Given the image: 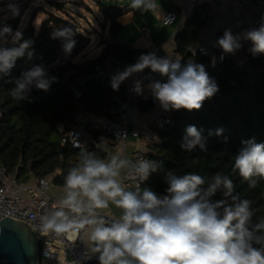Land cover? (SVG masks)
Masks as SVG:
<instances>
[{
	"label": "clouds",
	"instance_id": "1",
	"mask_svg": "<svg viewBox=\"0 0 264 264\" xmlns=\"http://www.w3.org/2000/svg\"><path fill=\"white\" fill-rule=\"evenodd\" d=\"M130 7L154 12L158 5L156 0H131ZM7 10L11 18L20 14L16 3H9ZM74 35L71 27H63L54 30L51 38L61 39L65 54H71L76 45ZM243 41L251 42L249 51L253 56L264 54V18L259 27L241 34L234 35L226 29L216 45L224 54L235 55ZM7 43L13 46H0V77L10 76L18 59L33 55L34 41L24 39L21 31L13 32L5 23L0 26V45ZM201 52L207 54L205 49ZM215 62L212 57L213 66ZM145 69L167 77V82L153 81L148 85L165 111L199 110L219 90L203 64L190 61L182 66L180 59L158 57L155 53L141 54L136 63L114 75L112 89L118 91L124 80ZM55 81L45 66H33L8 81L15 85L10 95L23 101L33 88L48 91ZM132 90L141 94L142 82L136 81ZM203 131L187 126L180 147L188 152L197 147L207 151ZM222 133L223 129L209 130L208 136ZM241 144L232 171L255 188V178L264 179V143L249 139ZM77 146L81 148L80 159L64 177L63 198L41 218L44 231L60 234L88 229L92 251L99 253L100 264H264V220H253L250 201L241 199L229 176L217 173L207 179L192 172H168L164 195L139 185L127 190L122 171L142 182L160 165L144 158L133 161L121 153L104 160L82 145ZM218 191L222 198L211 200ZM110 204L122 210L119 218L106 219L99 211Z\"/></svg>",
	"mask_w": 264,
	"mask_h": 264
},
{
	"label": "trees",
	"instance_id": "2",
	"mask_svg": "<svg viewBox=\"0 0 264 264\" xmlns=\"http://www.w3.org/2000/svg\"><path fill=\"white\" fill-rule=\"evenodd\" d=\"M94 1L102 19L100 25L107 33L100 40L98 53L91 57L82 55L81 60L76 59L89 46L91 34L81 27L70 10L63 8L64 2L50 0V6L59 14L48 13L41 20L38 30L32 20L20 29L24 39L34 41L33 55L18 59L11 75L0 77V166L9 173H15L18 181H26L29 175L47 176L58 167L65 170L76 166L81 150L61 142L57 125L64 124L68 129L79 110L115 117L120 102L126 100L127 87L122 82L119 90L114 91L111 87L113 76H100L96 69L105 61L112 65L129 66L136 63L141 54L149 52L148 49L117 41L121 28L117 19L126 12L127 6ZM205 21L206 7L197 5L183 28L175 34V52L181 55L182 66L190 61L201 64L200 56L191 55L187 49L195 42L198 29ZM18 22V17L11 21L13 32ZM61 26L71 27L75 33L76 45L71 54H65L61 39L51 38V33ZM223 33H217L215 42ZM242 45L241 51L247 55L245 65L237 64V52L235 55L224 54L223 61L215 68L203 64L219 90L206 99L199 110H172L173 123L160 132V140L151 145L148 154V160L156 161L160 167L150 173L139 187L164 195L168 172L175 175L192 172L207 179L217 173L227 175L233 180L241 199L250 201L253 220L259 221L264 220V179L256 177L257 184L251 188L238 172L232 171L234 157L242 141L254 139L257 143H264V54L253 56L249 51L250 41H243ZM0 46L13 45L7 43ZM37 65L45 66L49 76L56 77V81L48 91L33 88L28 99H13L9 90L15 85L8 81L19 78L23 72ZM92 75L95 78L89 79ZM154 81L163 83L167 79L155 77ZM76 93L79 95L76 96ZM157 103L152 93L136 95V107L140 112L151 110ZM189 125L204 130L207 151L197 147L188 152L180 147ZM216 129H223L222 135L208 136L209 130L215 132ZM89 151L100 159L104 157L100 148L93 147ZM54 180L61 182L60 177ZM221 198L222 192L218 191L211 200Z\"/></svg>",
	"mask_w": 264,
	"mask_h": 264
},
{
	"label": "built area",
	"instance_id": "3",
	"mask_svg": "<svg viewBox=\"0 0 264 264\" xmlns=\"http://www.w3.org/2000/svg\"><path fill=\"white\" fill-rule=\"evenodd\" d=\"M238 3L249 7L254 16L244 22L243 32L259 27L262 18H264V0H235ZM193 4H189L185 13L192 12ZM178 15L175 8H170L161 16V21L165 25L174 22ZM61 26L60 28H63ZM59 28V29H60ZM144 29V28H142ZM201 49H205L207 54H203ZM191 55L207 56L208 61L205 65L209 68H215L224 59L222 50L215 49L212 46H189L187 49ZM149 53H155L156 56L162 57L156 50ZM237 64L245 65L247 55L237 51ZM212 57L216 58L215 65L212 64ZM221 57H223L221 59ZM181 60V55L176 54L173 60ZM97 74L100 76H113L121 72V65H112L105 61L103 66L98 67ZM161 78L167 79L166 76ZM136 81L142 82V92L151 90L150 84L145 80L141 72L136 73L129 81L127 92L129 96H136L133 86ZM79 93H76L78 96ZM128 102L121 101L116 117L103 115L90 111L79 110L74 118V123L68 129L64 124H58V130L61 134L63 144L70 143L73 148L80 149L77 144L82 145L84 149L90 147L106 149L111 146H124L130 135L139 137L149 145L160 140V132L173 123L172 110L165 111L159 106L146 123H140L137 117V110L128 113ZM186 110V109H179ZM137 124L136 128L130 130L131 124ZM94 134L107 136L108 140L96 141ZM149 152L136 153L134 160L140 158L148 159ZM70 170V169H69ZM68 170V171H69ZM122 183L125 189H131L140 185L141 181L128 176L127 172L122 174ZM49 181L40 177L34 183H22L17 180L15 173H9L3 166H0V220L6 217L20 220L27 223L33 229L42 235L46 231L42 228L41 218L49 214L46 208L55 209L59 202L51 198L47 189ZM106 219L117 218L111 213L101 212ZM88 229H74L65 233L57 234L53 231L39 238L38 241V264H91L99 261V253H92L87 244Z\"/></svg>",
	"mask_w": 264,
	"mask_h": 264
},
{
	"label": "crops",
	"instance_id": "4",
	"mask_svg": "<svg viewBox=\"0 0 264 264\" xmlns=\"http://www.w3.org/2000/svg\"><path fill=\"white\" fill-rule=\"evenodd\" d=\"M100 1L108 5H115L119 7L127 6L126 12L117 19V21L121 24V28L117 34V41L130 43L136 48L148 49L149 52L156 50L162 57H170L172 59L177 54L175 52L176 45L174 36L177 31L183 28L186 19L192 14V12L185 13L189 4H193L194 7L203 4L206 7L205 24L198 29L197 38L192 44L196 47L212 46L215 49L221 50L215 42L217 33L219 31L224 32L226 29H230L234 35L241 34L243 33L244 22L250 20L255 15L249 7L240 4L235 0H156L158 7L154 12H146L143 9L131 8V0ZM170 8H175L178 15L172 24L165 25L161 21V16ZM126 67L127 66H121V72ZM135 74L136 73L123 81L126 87L128 86L130 79ZM141 74L149 83L153 82L155 77H160L158 73H154L150 69L143 70ZM146 93L150 94L152 92L149 90ZM124 101L128 102V113L131 114L133 109L137 110V117L140 123L148 122L154 111L160 106L159 103H157L151 110L147 112H140L136 107V96H129L127 93L126 100ZM136 126V123L131 124L130 130H133ZM93 138L98 142L101 140H108L107 136H101L98 134H94ZM153 144L147 145L139 137L130 135L124 146L114 145L106 149H100L104 151V157L102 158L104 160H108L111 155L116 153H121L124 157L134 160V157L138 152L150 153L151 145ZM91 148L93 147L88 148L87 151ZM78 161L76 162V165L78 164ZM71 168L72 167H68L65 170H62L58 167L53 173L43 176V178H46L50 183L49 188L47 189L48 195L58 202H60L64 195V177ZM124 172H126V170L122 171V174ZM56 177L61 178L60 183L55 182L54 179ZM38 178L40 177L29 175L26 181L19 180V182L34 183ZM52 210L53 209L50 208L45 209L47 213H50ZM99 211L111 213L119 218L122 210L110 204L108 209ZM87 244L90 247V251L94 253L92 251L93 244L89 240V230L87 231ZM94 263L100 264L99 261H95Z\"/></svg>",
	"mask_w": 264,
	"mask_h": 264
},
{
	"label": "rangeland",
	"instance_id": "5",
	"mask_svg": "<svg viewBox=\"0 0 264 264\" xmlns=\"http://www.w3.org/2000/svg\"><path fill=\"white\" fill-rule=\"evenodd\" d=\"M56 2H64L63 8L65 10H70L78 22L81 24V27H85L91 34V42L89 46L82 52V54L76 58L77 60L82 59V55L85 57H91L98 53L99 44L102 37L106 36V29H103L100 25L102 20L98 11L96 10L94 0H55ZM9 3L19 4L20 14L15 18H19L17 28L15 31L19 30L29 21L32 20V23L38 30L41 20L47 17L48 13L59 14L54 8L50 5V0H0V26L7 24L11 26V21L15 18H11L7 5ZM35 5V6H34ZM88 7L86 8L85 7ZM61 14V13H60ZM64 15V14H63ZM5 17H7L5 19ZM14 31V32H15Z\"/></svg>",
	"mask_w": 264,
	"mask_h": 264
},
{
	"label": "water",
	"instance_id": "6",
	"mask_svg": "<svg viewBox=\"0 0 264 264\" xmlns=\"http://www.w3.org/2000/svg\"><path fill=\"white\" fill-rule=\"evenodd\" d=\"M206 61L207 56L200 57L201 64ZM94 78L95 75H92L89 79ZM50 232L39 235L38 231L25 222L11 217L1 219L0 264H38L39 238Z\"/></svg>",
	"mask_w": 264,
	"mask_h": 264
}]
</instances>
